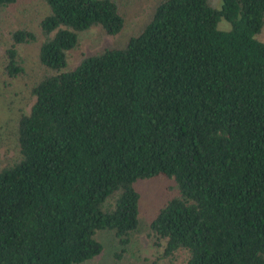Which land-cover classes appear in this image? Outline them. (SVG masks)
Segmentation results:
<instances>
[{
  "label": "trees",
  "instance_id": "1",
  "mask_svg": "<svg viewBox=\"0 0 264 264\" xmlns=\"http://www.w3.org/2000/svg\"><path fill=\"white\" fill-rule=\"evenodd\" d=\"M43 1V70L0 169V264H91L104 234L117 258L144 234L163 258L264 264V0H160L124 45L75 67L81 32H123L120 3ZM11 39L15 80L38 34ZM159 176L175 193L144 223L136 185Z\"/></svg>",
  "mask_w": 264,
  "mask_h": 264
},
{
  "label": "rangeland",
  "instance_id": "2",
  "mask_svg": "<svg viewBox=\"0 0 264 264\" xmlns=\"http://www.w3.org/2000/svg\"><path fill=\"white\" fill-rule=\"evenodd\" d=\"M126 18L125 28L118 35H109L100 27H94L80 34L78 48L69 54L70 67L77 66L86 55L96 53L108 47L122 46L128 38L140 32L149 21L151 12L160 0H117ZM220 0H215L219 6ZM49 13V7L43 0H18L7 8L0 7V169L18 158L16 132L17 120L23 111H28L34 101L31 86L40 78L42 68L38 60L42 42L39 24ZM222 20L223 29L230 25ZM229 23V22H228ZM27 28L38 34V40L19 46L20 59L25 72L15 80L4 75L5 51L12 45L11 32ZM264 41V30L260 34ZM142 196V220L145 223L175 193L174 181L164 176L137 183ZM106 244V258H98L91 264H187V252L180 251L173 258H163L144 234L133 242L121 258L116 257V248L108 234L101 236ZM117 245V244H116ZM82 264H88L84 262Z\"/></svg>",
  "mask_w": 264,
  "mask_h": 264
}]
</instances>
